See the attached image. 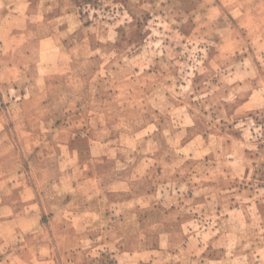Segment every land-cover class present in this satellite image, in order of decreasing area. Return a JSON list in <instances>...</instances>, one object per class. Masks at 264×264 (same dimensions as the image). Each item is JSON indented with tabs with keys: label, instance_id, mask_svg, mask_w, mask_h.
I'll return each mask as SVG.
<instances>
[{
	"label": "rangeland",
	"instance_id": "374dc122",
	"mask_svg": "<svg viewBox=\"0 0 264 264\" xmlns=\"http://www.w3.org/2000/svg\"><path fill=\"white\" fill-rule=\"evenodd\" d=\"M0 264H264V0H0Z\"/></svg>",
	"mask_w": 264,
	"mask_h": 264
},
{
	"label": "crops",
	"instance_id": "0c3cea01",
	"mask_svg": "<svg viewBox=\"0 0 264 264\" xmlns=\"http://www.w3.org/2000/svg\"><path fill=\"white\" fill-rule=\"evenodd\" d=\"M12 186H15L14 184Z\"/></svg>",
	"mask_w": 264,
	"mask_h": 264
}]
</instances>
